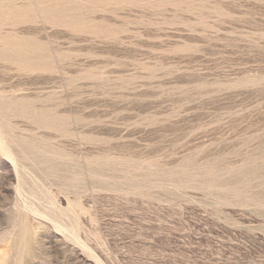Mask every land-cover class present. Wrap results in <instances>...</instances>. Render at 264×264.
<instances>
[{"label":"rangeland","instance_id":"374dc122","mask_svg":"<svg viewBox=\"0 0 264 264\" xmlns=\"http://www.w3.org/2000/svg\"><path fill=\"white\" fill-rule=\"evenodd\" d=\"M0 264H264V0H0Z\"/></svg>","mask_w":264,"mask_h":264},{"label":"bare ground","instance_id":"6f19581e","mask_svg":"<svg viewBox=\"0 0 264 264\" xmlns=\"http://www.w3.org/2000/svg\"><path fill=\"white\" fill-rule=\"evenodd\" d=\"M2 142H3V141H2ZM4 145H5V144H4ZM2 146H3V145H2ZM2 148L5 150V153L10 157V153H9L10 151L8 152V150H7L4 146H3ZM3 149H2V150H3ZM4 150H3V151H4ZM6 154H4V155H6ZM12 157H14V156H11L10 158L12 159ZM15 159H16V157H15ZM13 161H14V159H13ZM13 161H12V162H13ZM14 163L17 164L16 161H14Z\"/></svg>","mask_w":264,"mask_h":264}]
</instances>
